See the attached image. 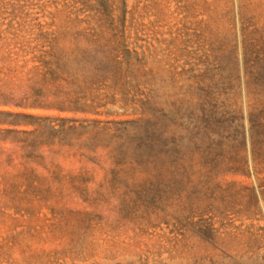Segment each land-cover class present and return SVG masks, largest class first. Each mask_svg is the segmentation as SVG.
I'll return each instance as SVG.
<instances>
[{"label": "rangeland", "instance_id": "1", "mask_svg": "<svg viewBox=\"0 0 264 264\" xmlns=\"http://www.w3.org/2000/svg\"><path fill=\"white\" fill-rule=\"evenodd\" d=\"M0 264H264V0H0Z\"/></svg>", "mask_w": 264, "mask_h": 264}]
</instances>
